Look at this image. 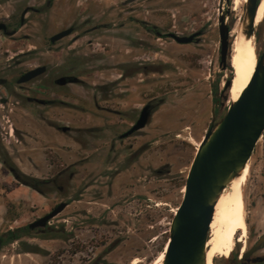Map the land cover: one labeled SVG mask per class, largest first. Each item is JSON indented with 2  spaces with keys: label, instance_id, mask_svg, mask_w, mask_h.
I'll return each instance as SVG.
<instances>
[{
  "label": "rangeland",
  "instance_id": "obj_1",
  "mask_svg": "<svg viewBox=\"0 0 264 264\" xmlns=\"http://www.w3.org/2000/svg\"><path fill=\"white\" fill-rule=\"evenodd\" d=\"M46 1L0 0V20L10 17L14 26L26 6L42 8L28 12L14 35L0 31V234L68 205L51 220L58 232L31 229L0 250V264H160L197 147L231 102L229 91L220 94L233 73L230 60L220 66V18L232 42L234 26L248 18V0ZM142 20L162 33L201 34L181 44ZM69 26L77 30L50 42ZM255 37L261 54L264 16ZM42 64L44 74L16 82ZM63 75L78 81L57 84ZM151 101L160 105L149 124L118 139ZM262 150L263 136L240 177L242 196L245 173L249 178L251 165L262 162ZM11 167L55 181L43 195ZM160 168L165 173L156 174ZM33 248L42 251L24 252Z\"/></svg>",
  "mask_w": 264,
  "mask_h": 264
},
{
  "label": "water",
  "instance_id": "obj_2",
  "mask_svg": "<svg viewBox=\"0 0 264 264\" xmlns=\"http://www.w3.org/2000/svg\"><path fill=\"white\" fill-rule=\"evenodd\" d=\"M259 0H248L246 12L249 24L246 33L249 37L255 33V20ZM30 7L23 11L25 14ZM243 17V18H244ZM220 65L226 68L232 52L230 51L231 29L225 17L220 18ZM7 31L5 21L0 22V31ZM73 32L66 28L51 37L55 42ZM200 31L190 35L169 33L179 43H190ZM263 50V49H262ZM46 71L45 65H39L23 73L18 83L30 81ZM76 78L61 77V84L75 81ZM233 79L227 81L228 88ZM153 106L146 104L132 128L123 136L145 127L152 115ZM68 127L64 126L63 130ZM264 132V50L258 54L255 71L239 98L227 107V111L218 121H214L202 141L190 166L183 200L174 213L170 241L162 264H207V242L211 231L218 197L236 178L249 162L253 151ZM13 170V169H11ZM68 202H60L46 215L29 224L31 228L45 227L49 220L65 209ZM112 245H115L112 244ZM256 249V248H254Z\"/></svg>",
  "mask_w": 264,
  "mask_h": 264
},
{
  "label": "flooded vegetation",
  "instance_id": "obj_3",
  "mask_svg": "<svg viewBox=\"0 0 264 264\" xmlns=\"http://www.w3.org/2000/svg\"><path fill=\"white\" fill-rule=\"evenodd\" d=\"M51 1L52 0H47L46 1V4L47 5H50L51 4ZM26 7H30V8H29V10L25 14H23V11H24V9ZM26 7L23 9V11H22V13L20 15V19H19L20 25L19 26L12 25L10 23L11 22V18L10 17L9 18H3V19L0 20V22L1 21H5L6 24H7V31L11 33V34H7V35H14L15 33L18 32V30L20 29L21 26H23L24 24H26V22H27L26 15H27L28 12H30V11H33L35 13L42 12V8L41 7H34V6H26ZM139 22L147 30L155 32L158 36L171 37V36H169V33H175V32L162 33L158 29V27L155 26V25H150V24H148L147 22H145L143 20L142 21H139ZM69 27H73V32H75L77 30L75 28V26H69ZM69 27H67V28H69ZM230 29H231V27H230ZM62 30H64V29H62ZM2 32H4L6 34V32L4 30H2ZM55 34H53V35H55ZM53 35H51L50 38H49L50 42L53 43V44L56 43L57 41L65 38V37H67V36H65V37H63V38H61V39H59V40H57L55 42H52L51 41V37ZM171 38H173V37H171ZM198 38H199V36L198 37H195V39L192 42H197L198 41ZM192 42H190V43H192ZM181 44H188V43H181ZM231 44L232 43L230 42V45ZM220 50H221V48H220ZM230 51H232L231 50V46H230ZM230 64H231V62H230ZM42 65H45V64H42ZM37 66H39V65H37ZM227 67H228V65H227ZM226 68H223V69H226ZM30 69H28V70H30ZM232 69H233V67H232ZM28 70H26V71H28ZM26 71H24L23 73H25ZM46 71H47V66H46ZM41 75H39V76H41ZM123 75L127 76L125 73ZM63 76L76 78L75 81H72V82H77L78 81L77 80V77H75V76H71V75H63ZM63 76H60V77L56 78L54 81L57 84H60V85H65V84L72 83V82H67L65 84H61L60 81H59V79L61 77H63ZM128 76H133V75H128ZM233 76H234V73H233ZM233 76H232V78H233ZM38 77H36V78H38ZM18 78H17V80H18ZM36 78H34V79H36ZM232 78L229 77L227 79V81L230 80V79H232ZM34 79H32V80H34ZM17 80H16V82H17ZM32 80H30V81H32ZM30 81H27V82H30ZM227 81H226V83H227ZM27 82H23V83H18L17 82V83L18 84H24V83H27ZM226 83H225V85H226ZM229 87L228 88H225V86H224V89L221 90L220 94H222V96H226V93L228 91H230V88ZM217 89H218V86H217ZM215 97H216V95L214 93V98ZM28 99L29 100H33V101H36V102H39V103H42V104H46V103L48 104L50 102H53V100H44V99L35 98V97H33V98L29 97ZM216 101L217 102H220L221 100L218 101L217 98H216ZM154 102L155 101H151L150 102L151 105L153 106V112H152V114L155 113V111L157 110L158 106L160 105V104H158V102H160V101H157L156 103H154ZM141 110H140V113H141ZM214 112L216 113V110H214ZM118 113L121 114L122 112L121 111H118ZM140 113H139V116H140ZM139 116L131 122V125L127 129H125L122 133H120L118 135V139L123 140L125 138L131 137V136L135 135L138 131H140L141 129L144 128L143 127L141 129L135 130L131 134H129L128 136H123L127 131H129L132 128V126L136 123V121L139 118ZM150 120H151V118H150ZM150 120H149V122H150ZM149 122H148V124H149ZM61 129L63 130V127H61ZM63 131H66V130H63ZM262 136L264 137V133L262 134ZM146 149H147V146L146 145H143V146L139 147L138 149H136L133 152V157H135V155L137 157L138 156H141L142 153ZM255 150H256V147H255V149L253 151V154H254ZM260 155L262 156V158H261L262 159V162H260L258 164H252L251 165V171H250V174H249V178H248V172L245 173L247 175V179L245 180V183L243 184V200H244L245 208H246V212H247L248 234L243 239V237L241 236V232H239V234L237 235L238 245L237 246L235 245L236 248H234L230 254L226 255L228 257H224L223 264H264V150L261 151ZM248 167H249V163H247V165L245 166V170H247ZM154 172L156 174H163V173H165V169H163V168L156 169V170H154ZM51 220H49V222L47 223V226H45V227H35V228H31L29 226L30 223L28 224V227H29L30 231H31V229L32 230L33 229H36V230H38L39 233H42V234H46V233H49V234L50 233H54L55 234L56 232L59 231V229H56L55 226H52ZM239 238H241L243 240L240 241ZM21 239H19V240H21ZM19 240H17V241H19ZM8 244H10V243H8ZM254 248H256V249H254ZM26 252H30V251H26ZM216 257H219V256H216Z\"/></svg>",
  "mask_w": 264,
  "mask_h": 264
},
{
  "label": "bare ground",
  "instance_id": "obj_4",
  "mask_svg": "<svg viewBox=\"0 0 264 264\" xmlns=\"http://www.w3.org/2000/svg\"><path fill=\"white\" fill-rule=\"evenodd\" d=\"M264 16V0H259L255 25ZM245 18V17H244ZM249 18L232 30V56L230 62L233 67V80L230 85L231 102L237 100L242 90L248 85L255 71L259 50L255 33L249 37L246 33ZM262 42V41H261ZM240 174L230 181L217 199L214 218L211 223L212 236L207 242V264H215V257L231 253L237 243L239 232L244 236L248 232L247 212L242 196V181ZM241 241V238H239ZM245 248V247H244ZM243 248V249H244ZM162 264V263H160Z\"/></svg>",
  "mask_w": 264,
  "mask_h": 264
},
{
  "label": "trees",
  "instance_id": "obj_5",
  "mask_svg": "<svg viewBox=\"0 0 264 264\" xmlns=\"http://www.w3.org/2000/svg\"><path fill=\"white\" fill-rule=\"evenodd\" d=\"M138 69H135L136 72ZM126 75H133V72L130 74L127 71L125 72ZM233 73H231L230 78H232ZM2 81H0L1 83ZM219 101L220 98H217ZM220 103V102H217ZM13 169V170H11ZM10 170L15 175V177L19 180L20 183H23L25 185H28L32 187L33 189L37 190L41 194L45 195L48 192V185L52 184L55 179H41L34 176H30L28 174L23 173L20 171L17 167H11ZM30 229L28 226H21L14 229H9L5 232H2L0 234V249L8 244L13 243L19 239H21L25 234H30ZM27 251L31 252H40L42 251L40 248H33Z\"/></svg>",
  "mask_w": 264,
  "mask_h": 264
},
{
  "label": "crops",
  "instance_id": "obj_6",
  "mask_svg": "<svg viewBox=\"0 0 264 264\" xmlns=\"http://www.w3.org/2000/svg\"><path fill=\"white\" fill-rule=\"evenodd\" d=\"M26 252V251H25Z\"/></svg>",
  "mask_w": 264,
  "mask_h": 264
}]
</instances>
